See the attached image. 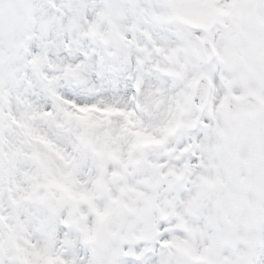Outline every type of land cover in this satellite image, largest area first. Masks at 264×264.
<instances>
[{
	"label": "clouds",
	"instance_id": "1",
	"mask_svg": "<svg viewBox=\"0 0 264 264\" xmlns=\"http://www.w3.org/2000/svg\"><path fill=\"white\" fill-rule=\"evenodd\" d=\"M264 0H0V264H264Z\"/></svg>",
	"mask_w": 264,
	"mask_h": 264
},
{
	"label": "snow or ice",
	"instance_id": "2",
	"mask_svg": "<svg viewBox=\"0 0 264 264\" xmlns=\"http://www.w3.org/2000/svg\"><path fill=\"white\" fill-rule=\"evenodd\" d=\"M236 49L241 59L247 60L249 64L264 56V42L250 41L246 47L238 43Z\"/></svg>",
	"mask_w": 264,
	"mask_h": 264
}]
</instances>
